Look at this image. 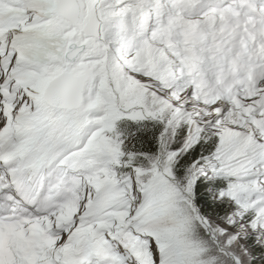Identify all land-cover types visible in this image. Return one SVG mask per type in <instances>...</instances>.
Masks as SVG:
<instances>
[{"label": "snow or ice", "instance_id": "obj_1", "mask_svg": "<svg viewBox=\"0 0 264 264\" xmlns=\"http://www.w3.org/2000/svg\"><path fill=\"white\" fill-rule=\"evenodd\" d=\"M0 264H264V0H0Z\"/></svg>", "mask_w": 264, "mask_h": 264}]
</instances>
